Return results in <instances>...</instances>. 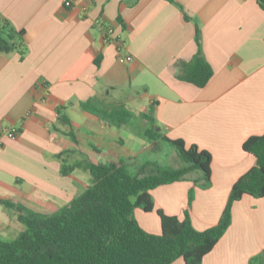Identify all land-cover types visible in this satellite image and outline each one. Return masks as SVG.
I'll return each instance as SVG.
<instances>
[{"label":"crops","instance_id":"1","mask_svg":"<svg viewBox=\"0 0 264 264\" xmlns=\"http://www.w3.org/2000/svg\"><path fill=\"white\" fill-rule=\"evenodd\" d=\"M72 4L0 0V15L23 31L26 47L23 57L0 54V123L19 130L15 139H1L0 239L23 229L15 208L2 202L50 215L87 188V170L63 175V166L122 161L137 172L156 164L149 156L156 147L144 136L150 106L157 134L210 154V182L192 171L159 186L150 191L153 210L135 209L134 218L151 234L160 233L158 211L180 220L187 213L197 231L215 226L231 187L255 164L242 144L264 131V11L256 0ZM198 43L213 73L203 88L178 78ZM86 102L134 113L116 126L82 110ZM231 214L202 264H251L264 251V197L244 195Z\"/></svg>","mask_w":264,"mask_h":264},{"label":"trees","instance_id":"2","mask_svg":"<svg viewBox=\"0 0 264 264\" xmlns=\"http://www.w3.org/2000/svg\"><path fill=\"white\" fill-rule=\"evenodd\" d=\"M256 1L264 11V0ZM23 35V31L15 30L0 15V54L17 51L23 57L26 53ZM198 46L193 59L179 66L178 78L203 88L213 73L199 43ZM79 107L116 126L125 124L130 118V112L122 106L108 109L86 102L80 103ZM144 119L149 125L144 136L152 142L161 140L173 146L182 166L162 168L147 162L137 172H131L122 161L63 166V175L83 167L91 176L90 184L50 215L2 202L6 207L15 208L23 229L11 241L0 239V264H171L177 259H182L184 264H202L203 258L229 228L233 204L244 195L264 197V131L261 135L248 137L242 144L243 151L255 158V164L231 187L215 226L197 231L187 213L180 220L158 211L160 233L151 234L139 226L134 210L151 212L150 191L183 180L192 171L201 172L208 185L211 156L196 145L186 147L182 140H170L157 134L152 106ZM250 263L264 264V251L254 256Z\"/></svg>","mask_w":264,"mask_h":264},{"label":"rangeland","instance_id":"3","mask_svg":"<svg viewBox=\"0 0 264 264\" xmlns=\"http://www.w3.org/2000/svg\"><path fill=\"white\" fill-rule=\"evenodd\" d=\"M126 110L131 112L128 109ZM131 113H134V112L132 111ZM146 127H149L147 122H146ZM126 129L131 130V126L130 125L127 126ZM153 145L154 147H156V149L152 151L151 153H149V156L153 162H156L158 166L162 168H171V169H176L177 166L178 167L182 166V162L177 156L176 150L173 146L161 140L157 142H153Z\"/></svg>","mask_w":264,"mask_h":264},{"label":"built area","instance_id":"4","mask_svg":"<svg viewBox=\"0 0 264 264\" xmlns=\"http://www.w3.org/2000/svg\"><path fill=\"white\" fill-rule=\"evenodd\" d=\"M64 6L65 7H72V0H64ZM103 36L105 42L109 43L111 42V36H112V30L110 28H105L103 30ZM120 50V49H119ZM130 56H126L125 60L127 62L131 61ZM18 129L14 127H5L0 123V145H1V139L2 138H8V139H15L18 135Z\"/></svg>","mask_w":264,"mask_h":264}]
</instances>
